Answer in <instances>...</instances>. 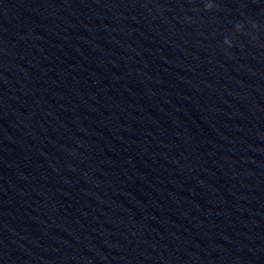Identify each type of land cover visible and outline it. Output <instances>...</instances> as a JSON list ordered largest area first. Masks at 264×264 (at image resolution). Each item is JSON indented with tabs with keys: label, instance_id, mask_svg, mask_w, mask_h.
<instances>
[{
	"label": "clouds",
	"instance_id": "clouds-1",
	"mask_svg": "<svg viewBox=\"0 0 264 264\" xmlns=\"http://www.w3.org/2000/svg\"><path fill=\"white\" fill-rule=\"evenodd\" d=\"M213 7H214V5L211 4V3L206 4V9H207L208 11H211ZM242 30H243V26H242L241 24H237V25H236V31H237V32H241ZM224 43H225L226 45H228L229 47H231V41H230V40H227V39H226V40L224 41Z\"/></svg>",
	"mask_w": 264,
	"mask_h": 264
}]
</instances>
